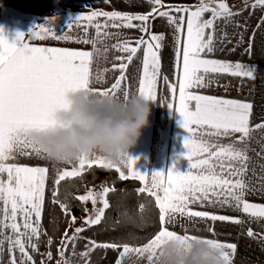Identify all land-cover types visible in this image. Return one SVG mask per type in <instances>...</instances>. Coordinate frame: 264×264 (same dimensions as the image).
Returning a JSON list of instances; mask_svg holds the SVG:
<instances>
[{
  "label": "snow or ice",
  "instance_id": "1",
  "mask_svg": "<svg viewBox=\"0 0 264 264\" xmlns=\"http://www.w3.org/2000/svg\"><path fill=\"white\" fill-rule=\"evenodd\" d=\"M148 2L154 7L147 14L92 11L90 15L83 14L69 25L67 33L74 30L87 33L88 26L97 17H104V24L95 23L97 37L100 36L102 29L107 28H135L149 35L148 39L143 37L137 39L136 46H132L127 39L114 46L118 51L127 53V56L116 57L122 62L113 67L118 68L121 75L109 89L90 87L93 52L30 46L22 33L18 35L16 42L10 43L4 36V30L0 29V174H7L6 180L0 179V201L3 202V207H0L2 214L0 252L3 251V244L7 242L10 264H35L29 250L38 251L37 245L42 235L40 218L49 170L47 167L19 166L6 161L14 158L16 152L50 158L44 150L32 143L25 133L31 128L43 129L54 124V113L65 106L68 94L85 89L97 97L110 96L126 101L130 95L127 88L121 90V82L126 80L124 73L141 49L143 72L139 80L138 95L156 101L161 67L160 49L165 46L164 35L151 32L150 20L157 16L165 18L172 27L176 82L169 83L166 76L163 79L169 84L173 94L177 88L179 89V108L176 110L183 116L182 126L188 133L194 132L193 126L196 131L200 129L208 131L201 132L196 140L190 136L186 138V159L190 162L186 172L177 171L174 165L167 175L162 172L152 173L151 183H148V174L141 173L134 167L137 164L136 159L127 154L120 158L131 169V177L145 182V186L139 191L156 197L161 224L160 231L148 245L136 249L125 245L121 256L130 252L139 254L147 252L151 264H155L158 251L167 240L193 241L200 238L188 234L178 235L175 231L169 230L168 226L175 224L177 217L236 225L245 223L241 217L194 211L189 206L193 203L206 202L213 207H227L242 212L253 220L264 219V204L252 203L246 199V196L253 194L264 195V172L258 176V185L248 178L251 162L248 155L250 142L254 138V132L259 131L264 135V122L257 123L254 127L250 126L253 105L249 102L193 94L188 91L193 88H208L214 80L219 83L225 76L255 79V68L252 65L210 57L217 51L227 49L229 44L233 45L230 50L235 51V47L244 40L242 34L236 33L238 39L233 44L229 34L218 29L217 22L223 21L225 25L233 24L237 29L246 30V24L237 22L235 17L240 16L249 7L253 10L264 9V0H254L251 5L245 0L244 8L237 12L232 11L226 0H200L195 6H169L167 11L161 10L165 7L162 0ZM206 13L211 14L210 18H204ZM261 19L264 20V17ZM51 23L50 20L49 24ZM218 32L221 34L218 35ZM104 35L110 34L104 31ZM111 35L121 34L117 32ZM49 36L57 40L70 38L67 34L57 35L46 25H38L28 37L44 39ZM82 42L95 45L96 40L85 37ZM245 51L251 53V39ZM117 92L121 95H117ZM191 101H195L194 110L189 109ZM168 106L173 108L171 103ZM221 137L230 138V142L222 144ZM76 161L78 167L74 164L73 170L57 171L56 185L65 178L81 175L86 166L91 168L93 164L101 168H115L122 180L129 178L120 171L113 159L103 153L85 156ZM261 167L264 169V166ZM192 169L198 171L193 173ZM253 174L255 175L254 170ZM161 190L162 195L158 194ZM109 191L107 187L103 189L102 207L95 209L94 216L89 215L84 220V225L91 227L101 223L105 210L109 207L108 200L103 197H106ZM53 198L55 199V196ZM78 199L84 202L90 200L95 206L97 194L89 191L87 195ZM61 207L68 215L67 205ZM18 215L21 218L19 221ZM75 222L76 217L71 216V223ZM5 230H10L11 234H6ZM86 230L84 226L76 228L72 237H68L65 232V240L74 246L75 242L81 239L80 233ZM247 235L254 236L251 228L248 229ZM65 240L61 243L64 244ZM206 241L223 249V258L226 262L229 261V253L225 249L235 252V244H222L210 239ZM48 243L51 244V238ZM85 247L87 250L81 255L87 258L89 251L95 248H115L117 245H101L96 241H89ZM16 251L19 252V259L15 255ZM47 255L51 259V252ZM57 264L68 262L58 261Z\"/></svg>",
  "mask_w": 264,
  "mask_h": 264
},
{
  "label": "crops",
  "instance_id": "2",
  "mask_svg": "<svg viewBox=\"0 0 264 264\" xmlns=\"http://www.w3.org/2000/svg\"><path fill=\"white\" fill-rule=\"evenodd\" d=\"M53 2L54 12L50 17L29 15L0 5V29L4 30V36L10 43H14L18 35L22 33L30 46L93 52L90 64V87L96 89L111 88V85L121 75L118 68L113 67V65H119L122 62L117 60L116 57L127 56V53L118 51L114 46L125 39L132 46H136L135 41L137 39L141 37L148 39L149 35L135 28H107L106 30L102 29L100 36L97 37L95 23L104 24V17H97L88 26L87 33L82 30H74L72 33H67L69 25L83 14L90 15L92 11H120L132 14H147L152 11L154 6L148 0H53ZM162 2L165 7L161 10L167 11L169 10V6H195L200 0H162ZM226 2L234 12L240 11L245 6V0H226ZM253 2L254 0H247L249 5ZM173 14L176 15V13ZM210 15V13H206L204 18H210ZM261 17H264V9L256 8L253 10L251 7L244 10L240 16L235 17L237 22L246 24V30L237 29L233 24L225 25L223 21H218V29L226 31L233 40V44L238 39L236 33L242 34L244 40L242 44L235 47V51L230 50L233 45L229 44L227 49L217 51L210 57L252 65L255 68V79L225 76L220 79L219 83H216L214 80L213 84L208 88H193L188 90L193 94L237 99L251 103L253 108L250 126L253 127L257 123L264 122V20ZM50 20L52 21L51 24H49ZM109 23L111 22L109 21ZM134 23L138 24L139 22L134 21ZM38 25L49 26L57 35L67 34L70 38L57 40L51 36L44 39L28 37L31 36ZM150 28L152 33L163 34L165 37V46L160 49L161 67L160 78L157 83V100L151 102L152 115L149 125L143 129L137 145L130 149L128 153V156L137 160V164L134 167L141 173L149 175L148 183L152 181V173L162 172L167 175L174 165L177 171L186 172L190 167V162L186 159V138L190 136L193 140H196L201 132L208 131V129L196 131L195 126H193L194 132L188 133L183 128V116L176 110L179 108V89L177 88L176 93L173 94L169 84H166L163 79L166 76L169 83L176 82L172 27L167 23L165 18L157 16L155 19L150 20ZM104 31H107L110 35L105 36ZM117 32L121 35H111ZM219 34L221 33L218 32ZM85 37L89 40L95 39V45L83 43L82 41ZM250 39L251 53L249 54L245 49L249 46ZM142 60L143 49L137 53L124 73L126 80L121 82V90L127 88L130 96L138 95L139 80L143 72ZM117 95H121V93L117 92ZM169 103L173 105V108L168 106ZM194 108L195 101L189 102V109L194 110ZM236 135L238 136L239 134ZM253 137L248 152L251 161L248 178L258 185V176L264 172V169L261 167L264 166V135L257 131L253 133ZM220 142L227 144L230 142V138L221 137ZM114 162L125 175L139 181L142 187L145 186L144 181L131 177V169L127 163L121 161V159L114 160ZM6 163L27 167H47L49 170L45 184L44 207L40 218L42 235L37 245L38 251L29 250L35 264H41V244L44 233L47 234V230H51L52 226H61L65 222V210L53 199L57 187L55 184L57 171H71L74 164L78 167V161H74V163H59L51 158L45 159L36 155H23L16 152L14 153V158L9 159ZM93 165L99 166L97 164ZM112 169L116 170L115 168ZM253 170L255 175L253 174ZM197 171L196 169H192L193 173ZM6 178V173L0 174V179L6 180ZM111 188L109 187V189ZM158 194L162 195V190ZM152 197L156 200L155 196ZM246 199L252 203L264 204V195L253 194L246 196ZM189 206L194 211H209L219 215L241 217L245 223L243 225H236L228 222H211L199 218L190 220L186 217H177L176 223L168 226L169 230L175 231L178 235H195L203 239L215 240L222 244H235V252H232L231 249H225L229 253V261H225V264H264V219L253 220L242 212L227 207H213L206 202L203 204L197 202ZM0 207H3L2 201H0ZM0 219H2V214H0ZM20 219L18 215V221ZM249 228L254 233L253 237L247 235ZM5 233L11 234L10 230H5ZM80 237L81 239L75 242V245L65 254L62 261L66 260L68 264H118V262L119 264H151L147 252L143 254L130 252L121 256L123 246L95 248L89 251L87 258H85L81 253L87 250L85 246L91 240L81 235ZM58 239L56 242L59 241ZM150 242L137 248H144ZM15 255L19 259L18 251L15 252ZM56 256L54 255V257ZM0 264H10L9 245L7 242L3 244V251L0 252Z\"/></svg>",
  "mask_w": 264,
  "mask_h": 264
},
{
  "label": "clouds",
  "instance_id": "3",
  "mask_svg": "<svg viewBox=\"0 0 264 264\" xmlns=\"http://www.w3.org/2000/svg\"><path fill=\"white\" fill-rule=\"evenodd\" d=\"M151 102L140 95H131L126 101L101 98L81 89L68 94L65 106L54 113V124L31 128L25 134L59 163L97 153L119 160L137 145L149 125ZM155 264H225V260L223 249L206 239H170L159 249Z\"/></svg>",
  "mask_w": 264,
  "mask_h": 264
},
{
  "label": "trees",
  "instance_id": "4",
  "mask_svg": "<svg viewBox=\"0 0 264 264\" xmlns=\"http://www.w3.org/2000/svg\"><path fill=\"white\" fill-rule=\"evenodd\" d=\"M0 5L42 17H50L54 12L53 0H0ZM102 179L112 186L107 194L109 207L99 225L85 226L87 230L80 235L100 244L133 248L150 242L161 229L157 201L147 192L139 191L142 188L139 181L122 180L116 170L86 166L81 175L61 181L53 199L67 205L72 216L79 217L86 212V207L78 197Z\"/></svg>",
  "mask_w": 264,
  "mask_h": 264
},
{
  "label": "rangeland",
  "instance_id": "5",
  "mask_svg": "<svg viewBox=\"0 0 264 264\" xmlns=\"http://www.w3.org/2000/svg\"><path fill=\"white\" fill-rule=\"evenodd\" d=\"M107 187H112L111 184H109L108 182H106L105 180H100L97 184H95L94 186H91L88 189V192L91 191L94 194H97V203L94 206L92 204V202L89 200L87 202H84V205L86 207V212L84 214H82L79 217H76V222L75 224L71 223V213H69L68 215L65 214V222L63 225L58 226V225H54L51 227V230H47V234L44 233L43 235V240H42V246H41V264H57L56 261H62L65 257V254L68 253V251H70L73 247V244L70 242H67L65 240V232H67V236L68 237H72L74 234V231L76 228L82 227V226H86L84 225V220L89 216V215H93L95 214V209H98L100 207H102V203H101V195L103 193V189ZM88 192H86L84 195H87ZM82 195V196H84ZM107 199L106 197H103ZM61 237V239H60ZM49 238H51V244L49 245L48 241ZM57 238H59L57 240ZM65 240V243L62 244L61 241ZM61 250H63V255H61ZM52 252L51 254V259L48 258V253ZM54 255H57L56 257H54Z\"/></svg>",
  "mask_w": 264,
  "mask_h": 264
}]
</instances>
